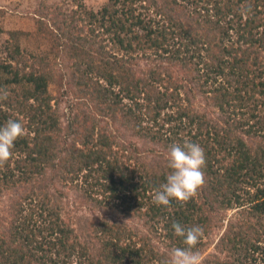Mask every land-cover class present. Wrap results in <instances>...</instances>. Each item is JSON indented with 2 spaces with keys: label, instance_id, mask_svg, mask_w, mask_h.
<instances>
[{
  "label": "trees",
  "instance_id": "obj_1",
  "mask_svg": "<svg viewBox=\"0 0 264 264\" xmlns=\"http://www.w3.org/2000/svg\"><path fill=\"white\" fill-rule=\"evenodd\" d=\"M73 1L71 13L37 14L53 57L76 59L77 104L69 102L64 128L48 90L53 57L24 55L17 32L0 55V95L8 93L0 126L13 119L25 129L0 168V196L14 193L0 215V264H163L171 249L184 247L174 222L202 228L199 255L221 231L202 264H264V0H107L97 10ZM79 13L85 36L74 34ZM150 55L152 65L136 72L138 56ZM173 65L195 75L208 106L194 109ZM209 107L220 117L208 116ZM126 132L159 151L141 154ZM185 140L204 149L205 183L185 204L157 206L153 195L170 171L165 154ZM47 179L142 220L147 233L102 219L80 239ZM154 234L168 252L153 246Z\"/></svg>",
  "mask_w": 264,
  "mask_h": 264
},
{
  "label": "rangeland",
  "instance_id": "obj_2",
  "mask_svg": "<svg viewBox=\"0 0 264 264\" xmlns=\"http://www.w3.org/2000/svg\"><path fill=\"white\" fill-rule=\"evenodd\" d=\"M83 2L86 8L97 10L103 6L107 2V0H78ZM75 2L73 0H0V55L4 56L3 45L6 44L9 40H11V32H17L18 36L17 42L19 43L20 49L24 55L29 54V52L41 53L47 52L48 56L53 57V50H48L50 47L48 38H46V33L43 30H46L42 25H40L37 20V14H40L42 8H47V10H54L56 7H59L62 12H72L71 10L76 9ZM77 23L76 28L74 30V34L78 36H85L87 32V26H85L84 16L82 14H78L75 16ZM43 27V28H42ZM80 28V29H79ZM16 35V34H15ZM13 39V38H12ZM102 40V39H101ZM13 42V40H12ZM149 60H145L139 57V60L134 63V70L136 72L145 71L147 66L152 65L153 55H150ZM59 58V59H58ZM56 58L53 57L54 67H55V80L52 83L48 90L49 94L53 98L51 101L52 106H56L58 108V113L60 115V123L63 128L65 124L70 119V116L73 113H70L68 110L69 102H76L77 96L74 94V87L72 86L73 81L72 78V70L71 66L76 59H69L67 55H61ZM168 62H161L160 68L161 70H165ZM172 64V63H171ZM169 71L172 73V77L180 83H183L184 87L182 89L183 95L189 98L192 101L194 109H201L202 106H208L207 102L203 98V94L201 92L202 88L193 79V75H190L183 72L177 65L169 66ZM77 92V91H76ZM193 93V95H192ZM87 103V102H86ZM77 104V102H76ZM87 105V104H86ZM76 106V105H75ZM204 106V107H205ZM76 108H79L77 105ZM210 112L214 114L216 118L220 117L219 112L209 107ZM74 112V111H73ZM116 126V125H115ZM129 138L139 143V148L143 151L141 154H144L148 149H154L156 152L159 151V147H155V145L148 143L147 145L142 142L140 139H137L130 132L125 133ZM140 140V141H139ZM144 158V157H143ZM51 191L54 192L55 189H58L55 192V198L59 203L60 214L61 217L65 220V222L73 227L79 238H85L91 232L89 231L90 226L94 224V222L100 221L102 219H106L108 221H119L125 222L131 229L137 232L138 235L146 234L147 229L142 222V220L137 218H132L129 215H124L118 211H113L109 208H103L100 205L94 203V201H87L84 198L83 194L78 192L77 190L70 189V183L66 184L64 182H55V184L48 181ZM15 194H18L20 191H14ZM27 191L26 193H28ZM14 193L12 191L5 193V195L0 196V215L5 218L7 216L6 211L9 210L11 198H13ZM233 211H228L227 217L230 216ZM221 231H213L212 235L208 239L207 249L200 255L201 259L205 257L208 253L215 252V243L220 235ZM157 234L151 235V243L159 252H168V247L164 241V238L160 236H156Z\"/></svg>",
  "mask_w": 264,
  "mask_h": 264
},
{
  "label": "clouds",
  "instance_id": "obj_3",
  "mask_svg": "<svg viewBox=\"0 0 264 264\" xmlns=\"http://www.w3.org/2000/svg\"><path fill=\"white\" fill-rule=\"evenodd\" d=\"M246 8L245 11H250ZM5 90L0 100H6ZM25 136V129L19 120L9 119L0 126V168L12 157L15 141ZM167 167L170 170L166 182L153 195L157 206H169L172 201L185 204L193 199L205 183L206 165L204 149L197 143L185 140L182 144L174 143L165 154ZM174 235L182 238L184 247L171 249L163 264H202L198 251H195L203 234L202 228L193 226L185 228L178 222L172 224Z\"/></svg>",
  "mask_w": 264,
  "mask_h": 264
}]
</instances>
